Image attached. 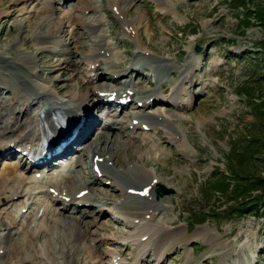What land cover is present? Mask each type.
<instances>
[{"label":"rangeland","instance_id":"1","mask_svg":"<svg viewBox=\"0 0 264 264\" xmlns=\"http://www.w3.org/2000/svg\"><path fill=\"white\" fill-rule=\"evenodd\" d=\"M42 2L45 0H0V81L3 88L0 89V96H12L7 88L12 91L16 90L15 87L22 89L20 80L26 79L29 82L47 83L48 86L55 84L59 97L73 94L78 97L90 93L89 104L87 102L83 106L84 110H88L95 100L92 94L97 92L96 87L107 83L103 74L107 70L114 71L119 64L129 72L127 77L133 78L138 90H160L165 102L181 95L187 101L186 107L179 109L171 102H156L145 109L151 115L179 124L182 140H172L164 130L165 124H160L163 130L145 131L142 127L136 133L123 130L120 141L124 144L128 140L133 147L125 149L122 145L124 148L119 163L115 165L112 162V166L118 170L137 165L147 173L157 174L165 187L174 189L175 193L172 194H165L161 187L157 192L158 196L166 197L163 213L154 217L147 214L145 218H133L136 211H128V205L127 208L123 205L124 196L112 183L109 184V179L95 181L88 168L85 169L86 173L81 168L77 169L75 174H82L80 177L84 184L76 190L87 191L83 188L88 186L102 190V193L91 196L95 204H83L80 210L74 206L68 214L65 209H58L68 216L75 213L83 216L74 217L80 218L90 229L80 261L75 263L69 256L67 263L137 264L141 257L144 259L141 264H264V211H254L255 207L248 204L255 202L252 197H244L240 204L231 201L229 206L225 205V191L214 188L215 179L221 171L228 173L229 177H240L238 172L264 175V0H135L131 7L125 4L129 7L127 18L135 20L139 28L144 57L175 66L172 72L167 71L159 80L153 70L146 67L132 70L134 62L138 61L135 54L140 53L137 52V41L124 36L119 16L111 8L109 0H96L99 15L105 20V29L109 39L114 40L119 58L112 69L103 61H100L101 64L98 62L96 75L92 76L94 82L88 80L91 66L82 60L81 51L73 57L75 63L58 68L59 52L67 46H60L58 55L39 50L36 36L32 34L34 26L44 15L41 12ZM64 4H55L58 9L54 7L56 21L52 32L62 26L61 23L66 24L68 29L71 26L72 21H67L63 9L66 12L73 9L75 15L83 10L78 8L82 5L81 0H69ZM86 16L93 17L94 13L87 10ZM57 18L60 20L57 21ZM77 25L79 34H71V30V33L66 31L61 34L66 38L72 37L70 47L74 49L79 45L76 41L80 39V33H84V30L79 31V22ZM46 29L42 30V35H45ZM87 38L82 37L81 44L88 43ZM35 51L34 71L29 68L30 64L18 66L14 63L12 68L8 66L12 64L11 58L24 56L25 53L31 56ZM82 51L87 50L82 47ZM189 61L198 63L195 72L198 84L192 90L193 100H189L187 85L181 80V69ZM192 83L195 84L194 81ZM162 84L169 91L167 96L161 90ZM177 90H183L181 95ZM18 94L22 95L21 92ZM180 99L183 100L182 97ZM138 110L129 102L125 114ZM97 115L101 119L103 111L97 109ZM108 115L113 119L109 124L116 129L101 131L118 133L119 122L114 120H122L124 113L122 117L112 113ZM177 115L179 118L175 117ZM127 116L124 117L126 122L129 121ZM97 134L93 136V141L99 140L100 135ZM90 143L87 151L82 149L86 144L80 147L85 157L79 158L85 159L86 163L91 157ZM99 153L104 154L102 150ZM58 159L55 166L64 162ZM4 160L0 159V173ZM50 174L52 171L49 172L51 177ZM230 196L235 197L234 194ZM0 200L1 203L5 202L2 197ZM105 201L108 206L103 209V216H86L90 210L97 212L95 208ZM132 203L140 202L131 199L129 204ZM61 205L62 202L56 205L50 203L52 209ZM1 208L0 216L7 215L6 210ZM161 226L170 234H175L170 238L163 237L162 244H158V253L156 249L146 250V245L150 247L153 241L148 240L150 234ZM23 233L26 237L29 235L26 230ZM52 237L50 233L38 235L33 241L28 239L27 242H30L26 246L33 248L37 260H41L38 253L46 249L45 245ZM145 242L148 243L144 245ZM144 250L146 252L142 254ZM2 251L4 249H0V253ZM156 256H162L164 261ZM4 260L5 257L0 259V264H19Z\"/></svg>","mask_w":264,"mask_h":264},{"label":"bare ground","instance_id":"2","mask_svg":"<svg viewBox=\"0 0 264 264\" xmlns=\"http://www.w3.org/2000/svg\"><path fill=\"white\" fill-rule=\"evenodd\" d=\"M57 2L66 4L69 0H45V2H42L44 4L41 12L43 11L44 15L34 26L32 36H36L40 51L47 50L54 54L59 51L60 46H67L59 52L61 57L57 58L58 68L67 67V65L75 63L73 57L81 51L82 60L92 67L88 71V80L94 82L92 76L96 75L95 71L99 67L98 62L103 61L105 65L107 64L108 68L111 66L112 69V66L119 58V53L114 47V40L111 41L109 39V34L105 29V20L99 15L100 9L95 4L96 0H87L86 2L81 0L82 5L78 8H83V10L76 15L73 14V9H70L68 12L63 11L65 10L63 9L62 12L67 17V21H72L71 26L68 29L66 28V24L61 23L62 26L52 32L51 28L56 21L54 7H56L55 4ZM109 2L113 11L119 16L124 36L133 37L137 41V52L140 53L135 54L138 61L134 62L135 67L132 66V70L146 67L150 71L153 70L158 80L159 78H163L162 76L166 75V73L172 72L175 66L171 63L164 64V62H156L150 60L149 57L147 59L144 57L145 55L142 50L143 41L139 34V28L135 24V20H129L126 16L129 7L135 3V0H109ZM123 2L125 7H121ZM125 4H128L129 7ZM87 10L92 11L94 16L87 17ZM59 20L57 18V21ZM80 21L83 23L82 25ZM77 22H79V31L84 30V33H80V39L76 41L79 45L74 49L72 46L70 47V39L72 37L66 38L65 35L61 34L66 31L70 32V30L72 31V33L70 32L71 34H76L75 32L79 34ZM44 28H47V32H45V35H42ZM85 36L86 38L88 37V43H83V45L80 41ZM82 47L86 48L87 51H82ZM36 57V51L31 56L25 53L24 56L11 58L12 64L8 66L12 68L14 63L18 66H29L30 64L29 68L34 71L36 69ZM197 64V62L189 61L181 69V80L183 84L187 85L189 100H193L192 90L198 84L197 77L195 76ZM118 65L116 69H113L114 71L108 72L107 70L103 74L106 77L107 83L96 87L97 92L92 94L96 102L93 100L92 107L88 110H84L83 106L87 102L89 104L90 93L78 97L74 94L68 97H59L55 90V84L48 86L47 83L29 82L26 79L20 80L22 89L15 87L16 90L12 91L7 88L8 92H12V96L7 98L2 97V95L0 96V159H5L0 173V199L2 197L5 202L1 203L0 200V208L3 206L1 209L6 210L5 213H7L5 216H0V249H4L0 253V259L5 257L4 262H18L19 264H28L29 262L34 264H68L67 258L69 256L72 257L75 263L80 261V255L84 251L85 240H87L86 238L89 235L90 229L78 218H83V216L77 213L73 215H77L78 217L68 216L65 211L58 209H65L69 214L70 209L74 206L80 210L83 204L93 205L95 203L91 200V196L99 192L102 193V190L100 191L96 188L90 189L88 186H85L83 189H87V193L80 196L81 190H76L82 184V178L80 177L82 174H75L78 168H81L84 173H86L85 169H89L92 179L95 181L101 180V178L102 180L109 179V184L112 183V186L120 190L121 195L124 196L125 203L123 205L125 207L128 205V211L132 209L136 211L135 215L133 214V218H145L147 214H150L151 217L158 216L166 209L164 203L166 197L157 195L160 185H163V180L157 174L147 173L137 165H133V167L129 165L122 170H118L112 166V162L115 165L119 163L118 159L124 147L125 149L133 147V145L129 144L128 140L124 144H122V140L120 141L121 136L124 134L123 130H131V133H136L138 129L147 124L149 127L148 131H150L151 129L161 128L160 124H165L167 130L163 129L171 135L169 137H172V140L177 141V139L181 138V134L183 133H181L182 130L179 124L177 126L176 122H171L170 119L151 115L145 109L156 102H163L164 104L171 102L179 109L186 107L187 101L180 93L183 90H177V93L181 96L166 102L161 98L160 90L139 88L140 92L136 88L133 78L127 77L129 72L124 71ZM0 89H3L1 81ZM161 90L167 96L169 91L163 84L161 85ZM20 92L21 96L18 94ZM181 97L183 100L180 99ZM130 100H132V104L139 110L133 114L126 113L127 116L125 110ZM45 104H48V108L45 114L40 116L41 111L45 109ZM97 109L103 111L104 115L100 117L101 119L97 115ZM111 113L112 115H120L121 117L125 115L124 117L127 116L130 122H126L124 117L122 120L115 119L114 121L119 122L118 133H103L101 130L109 131L116 129L113 125L109 124V121L113 120L111 119V115H108ZM175 117H178V115ZM64 121L70 124L82 121L79 134L60 154L51 155L40 164L29 165L24 157L25 155H23V151L28 147L36 150L42 144V136L48 137L54 134L58 129V125H62ZM124 123H126L125 126ZM169 127H172V129H169ZM163 129L161 128V130ZM96 133H98L97 136L100 135V138L93 141V136ZM131 139H134V137H131ZM89 143L91 157L90 161L86 163L85 159H83L85 157L83 152L87 151ZM84 144L86 145L84 146ZM20 147L21 150L18 151ZM80 147L84 151H81ZM101 150L104 154L99 153ZM43 152H45V147L39 150L40 154ZM112 152L114 153L112 154ZM18 156L19 160L17 159ZM81 156L83 157L82 159H80ZM59 157H62L64 162H60L59 165L55 166V163H57L55 160H59ZM97 165L100 167L99 173L95 169ZM34 168L42 169L34 171V175L30 176ZM51 171L52 174L56 172V175L48 177ZM38 172H41L39 177L37 175ZM47 198L49 199L47 200ZM131 199L138 200L140 203L129 204ZM61 202L62 205L59 208L52 209L50 206V203L56 205ZM107 204L108 202L106 201L99 203L98 207L95 208L97 212L90 210L86 213V216H103V209L108 206ZM81 223L84 225H81ZM24 230H26V234L29 232L27 237L23 235ZM44 233L53 234V237L45 245L46 249L38 253L41 260H37L38 256L35 250L33 248L28 249L26 245L31 240L33 241L34 237L36 238V236ZM173 234L175 233L170 234L163 226L161 228L157 227L148 239L150 241L153 240L151 246L147 247L148 242L144 243V245L147 244L146 250L148 248L152 250L156 249V253H158L157 248L162 244L163 237L170 238V235ZM28 239H30L29 242H27ZM97 253L98 250L96 249ZM7 254L8 257L6 256ZM158 257L163 258L162 256H156V258ZM138 259L140 260H138L137 264H141L144 260L141 257Z\"/></svg>","mask_w":264,"mask_h":264},{"label":"trees","instance_id":"3","mask_svg":"<svg viewBox=\"0 0 264 264\" xmlns=\"http://www.w3.org/2000/svg\"><path fill=\"white\" fill-rule=\"evenodd\" d=\"M236 171L238 172V170ZM256 173L257 172H254V174L251 175L250 172L245 174L238 172L240 177H238V175L229 177L228 173L221 171L215 179L214 188L215 190L225 191L227 196L225 205H228L231 201H233V204H240L244 197H252L255 202L250 201L248 204H252V206L255 207L254 211L256 213L264 211V175H255ZM230 180H234L235 182L232 183ZM255 191L257 194H253ZM246 193L249 195L246 196ZM232 194H234L235 197L230 196ZM227 208L229 209V207ZM225 210L227 211V209H221L220 211Z\"/></svg>","mask_w":264,"mask_h":264},{"label":"water","instance_id":"4","mask_svg":"<svg viewBox=\"0 0 264 264\" xmlns=\"http://www.w3.org/2000/svg\"><path fill=\"white\" fill-rule=\"evenodd\" d=\"M199 49V47L197 48V50ZM161 188H162V191L165 193V194H169V193H175V190L174 189H169V188H167V187H165V186H161Z\"/></svg>","mask_w":264,"mask_h":264}]
</instances>
